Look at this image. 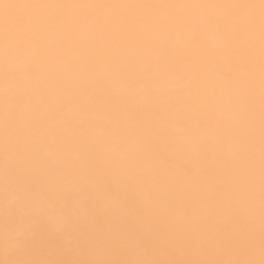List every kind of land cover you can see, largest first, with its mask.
Masks as SVG:
<instances>
[{
	"label": "bare ground",
	"instance_id": "1",
	"mask_svg": "<svg viewBox=\"0 0 264 264\" xmlns=\"http://www.w3.org/2000/svg\"><path fill=\"white\" fill-rule=\"evenodd\" d=\"M259 3L0 0V261L260 264Z\"/></svg>",
	"mask_w": 264,
	"mask_h": 264
},
{
	"label": "snow or ice",
	"instance_id": "2",
	"mask_svg": "<svg viewBox=\"0 0 264 264\" xmlns=\"http://www.w3.org/2000/svg\"><path fill=\"white\" fill-rule=\"evenodd\" d=\"M15 5L2 4L0 7L10 8ZM259 7L261 10V35L262 45H264V0H260ZM262 73H264V63H262ZM23 227L19 233L17 239V247H23L30 241H34L38 238V233L34 230V225H40L43 229L50 233L57 231L52 217L48 216L44 208L40 207L35 209L29 216H27L23 222ZM262 247H264V236H262ZM0 264H59V262L50 261H30L21 259H8L0 261ZM89 264H181L176 261H129V262H89ZM192 264H255L253 261H207V262H192ZM260 264H264V259L260 261Z\"/></svg>",
	"mask_w": 264,
	"mask_h": 264
}]
</instances>
